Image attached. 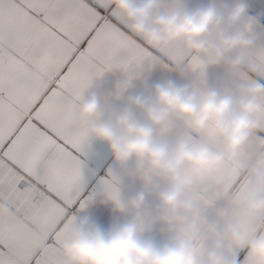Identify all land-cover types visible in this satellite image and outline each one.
Here are the masks:
<instances>
[{
  "label": "clouds",
  "instance_id": "9594fccd",
  "mask_svg": "<svg viewBox=\"0 0 264 264\" xmlns=\"http://www.w3.org/2000/svg\"><path fill=\"white\" fill-rule=\"evenodd\" d=\"M104 2L147 45L179 43L224 74L202 84L163 79L116 99L105 80L75 103L64 130L86 126L119 167L134 161L142 176L107 222L75 215L61 246L66 264H237L229 245L264 264V232L249 238L230 198L218 199L211 213L197 200L206 181L227 189L242 175L243 209L264 217V139L256 138L264 131V85L241 78L256 72L250 53L258 19L242 0Z\"/></svg>",
  "mask_w": 264,
  "mask_h": 264
},
{
  "label": "snow or ice",
  "instance_id": "6c2138e0",
  "mask_svg": "<svg viewBox=\"0 0 264 264\" xmlns=\"http://www.w3.org/2000/svg\"><path fill=\"white\" fill-rule=\"evenodd\" d=\"M2 4L0 208L8 214L0 216V264H66L67 226L106 158L60 122L94 77L130 66L141 46L104 0ZM251 10L264 17V0H252ZM81 155L89 160L83 175Z\"/></svg>",
  "mask_w": 264,
  "mask_h": 264
},
{
  "label": "crops",
  "instance_id": "0c3cea01",
  "mask_svg": "<svg viewBox=\"0 0 264 264\" xmlns=\"http://www.w3.org/2000/svg\"><path fill=\"white\" fill-rule=\"evenodd\" d=\"M242 2L247 5L248 13L258 19L259 26L256 30L258 40L250 53V62L256 68V72L242 73L241 78L246 82L255 81L264 85V17L251 10L252 0H242ZM8 10L7 4L0 5V18L6 19ZM98 10L101 13L104 12L103 8ZM123 23L125 24L124 21ZM126 30L141 46V51L136 53L137 59L131 62L130 66L114 68L94 77L82 97L92 90L94 85L105 80L114 84L113 98L116 99L122 94L142 90L146 85L163 79H173L177 82L193 80L202 84L208 78H218L224 74L221 67L208 65L200 58L186 53L179 43H173L166 47H154L147 45L140 37L131 33L127 25ZM261 115L264 116V104L261 105ZM73 116L74 111L73 115L62 118L60 123L63 132L69 135L83 136L89 142V151H98L106 158V166L99 172L96 185L88 190L87 195L81 201L83 207L78 214L89 212L101 222H107L114 213L122 211L123 199L138 187L142 169L134 161L125 168L119 167L114 162L107 146L88 136L86 126L72 132L65 131L63 120L65 118L71 119ZM205 135L213 149L218 150L219 143L210 131L206 132ZM256 138L264 139V131L257 133ZM80 159L83 175L86 174L89 160L87 155H81ZM245 183L242 175L238 176L231 187L227 189L206 181L197 196V200L204 212L211 213L215 211V203L218 199L230 198L235 209V218L243 222L248 237L253 238L264 232V217H258L243 209L239 193ZM101 214L103 218H101ZM39 247L38 245L36 248ZM228 250L237 257V264H253L246 255V248L235 249L229 245Z\"/></svg>",
  "mask_w": 264,
  "mask_h": 264
}]
</instances>
